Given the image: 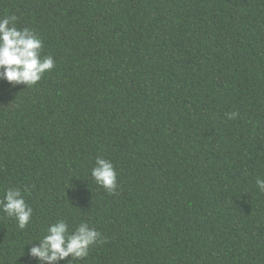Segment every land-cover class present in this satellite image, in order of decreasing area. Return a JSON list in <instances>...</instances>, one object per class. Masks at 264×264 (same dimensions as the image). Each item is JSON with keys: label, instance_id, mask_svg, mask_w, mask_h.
I'll return each mask as SVG.
<instances>
[{"label": "trees", "instance_id": "1", "mask_svg": "<svg viewBox=\"0 0 264 264\" xmlns=\"http://www.w3.org/2000/svg\"><path fill=\"white\" fill-rule=\"evenodd\" d=\"M13 14L55 67L0 79V199L34 209L24 230L0 211V264H42L23 246L57 219L102 234L73 264H264V0H0Z\"/></svg>", "mask_w": 264, "mask_h": 264}, {"label": "clouds", "instance_id": "2", "mask_svg": "<svg viewBox=\"0 0 264 264\" xmlns=\"http://www.w3.org/2000/svg\"><path fill=\"white\" fill-rule=\"evenodd\" d=\"M17 17L8 15L0 18V79H4L13 85L25 84L27 87L37 84L46 72L55 67L54 58L51 55L42 56L43 40L34 30L27 27L18 28ZM237 113H228L229 119H235ZM117 171L110 160L102 156L95 158V165L90 169V176L96 185L109 193L116 191ZM256 187L260 193H264V178H256ZM20 188H6L3 198L0 199V211L7 217L14 219L20 230H24L32 222L33 207L26 201L24 192ZM39 241L38 246H32L28 256L37 258L46 264H54L71 256L73 261H80L89 256L92 246L103 243L102 234L89 222L81 221L70 230L65 219H57L49 223L41 236L35 237L23 246Z\"/></svg>", "mask_w": 264, "mask_h": 264}]
</instances>
